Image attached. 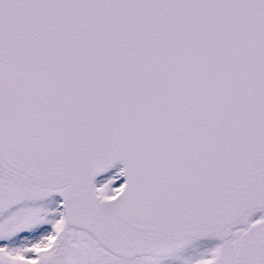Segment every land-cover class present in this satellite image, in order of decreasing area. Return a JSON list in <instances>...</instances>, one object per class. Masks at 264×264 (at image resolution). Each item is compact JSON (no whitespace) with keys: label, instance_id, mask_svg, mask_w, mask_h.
<instances>
[{"label":"snow or ice","instance_id":"1","mask_svg":"<svg viewBox=\"0 0 264 264\" xmlns=\"http://www.w3.org/2000/svg\"><path fill=\"white\" fill-rule=\"evenodd\" d=\"M0 264H264V0H0Z\"/></svg>","mask_w":264,"mask_h":264}]
</instances>
